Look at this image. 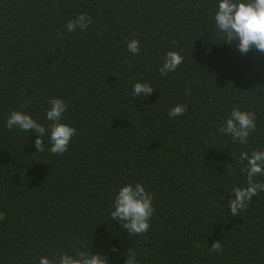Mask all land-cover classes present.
Instances as JSON below:
<instances>
[{
    "label": "trees",
    "instance_id": "trees-1",
    "mask_svg": "<svg viewBox=\"0 0 264 264\" xmlns=\"http://www.w3.org/2000/svg\"><path fill=\"white\" fill-rule=\"evenodd\" d=\"M218 3L0 0V264L78 250L125 264L129 248L138 264H264V191L235 217L228 206L247 187L241 152L264 151V53L224 41ZM80 13L92 23L69 33ZM168 51L183 62L162 75ZM136 82L154 91L133 96ZM52 98L76 129L63 154L49 151ZM176 105L187 110L170 118ZM233 108L256 115L246 144L221 131ZM13 110L45 127L44 152L34 131L5 126ZM137 182L154 213L146 234L130 235L110 213ZM217 240L221 254L209 251Z\"/></svg>",
    "mask_w": 264,
    "mask_h": 264
},
{
    "label": "clouds",
    "instance_id": "clouds-1",
    "mask_svg": "<svg viewBox=\"0 0 264 264\" xmlns=\"http://www.w3.org/2000/svg\"><path fill=\"white\" fill-rule=\"evenodd\" d=\"M216 27L223 33L226 42L231 43L238 40V49L241 53H247L250 49H256L264 53V0H219L218 10L214 16ZM92 23V18L86 13H80L75 19L69 20L66 30L71 33L77 28L87 29ZM175 43V42H174ZM130 53L139 54V41L131 39L127 43ZM183 62V56L176 51H168L164 63L159 69L162 75L173 72ZM154 89L147 83L136 82L133 84V96H148ZM190 95V90L186 92ZM31 103L29 98L22 107ZM49 108L46 112L47 120L51 121L49 131V151L53 154H63L68 150L76 129L61 119L66 111L67 103L60 98L48 100ZM185 105L172 107L168 116L178 117L186 112ZM256 115L254 112L241 111L233 108L230 117L224 121L222 132L230 134L234 141L241 144L248 142L249 135L256 130ZM9 130L19 127L23 131H34L37 133L35 147L38 152L45 151L44 137L46 129L32 116L13 110L8 116L5 125ZM239 160L246 162L242 171L247 173V187H234L231 192L234 198L228 201L230 214L235 217L239 212L247 208L248 203L258 192L264 191V183L257 182L254 177L264 176V151L253 150L251 154L241 152ZM227 170V169H225ZM154 213L153 195L146 191L141 183H128L117 190L113 201V210L110 213L111 219L120 223L121 227L130 235L146 234L150 228V220ZM196 247H200L199 244ZM115 250V249H113ZM211 253L221 254L222 244L214 241L209 248ZM125 264H138L136 253L129 248L126 254ZM38 264H107V259L99 253L89 251H76L74 255L62 252L55 259L41 256Z\"/></svg>",
    "mask_w": 264,
    "mask_h": 264
}]
</instances>
